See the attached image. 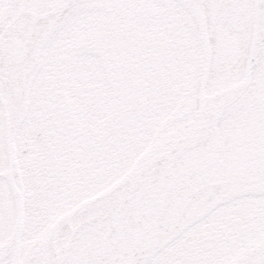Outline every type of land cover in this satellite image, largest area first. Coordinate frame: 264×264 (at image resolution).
Here are the masks:
<instances>
[{
    "label": "snow or ice",
    "instance_id": "snow-or-ice-1",
    "mask_svg": "<svg viewBox=\"0 0 264 264\" xmlns=\"http://www.w3.org/2000/svg\"><path fill=\"white\" fill-rule=\"evenodd\" d=\"M0 264H264V0H0Z\"/></svg>",
    "mask_w": 264,
    "mask_h": 264
}]
</instances>
